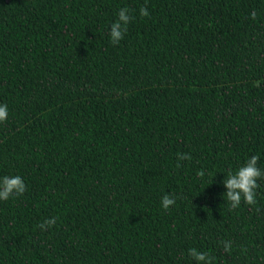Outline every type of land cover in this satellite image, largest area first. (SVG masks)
<instances>
[{
  "label": "trees",
  "instance_id": "obj_1",
  "mask_svg": "<svg viewBox=\"0 0 264 264\" xmlns=\"http://www.w3.org/2000/svg\"><path fill=\"white\" fill-rule=\"evenodd\" d=\"M2 104L0 178L27 191L0 201V264H264V179L234 211L223 186L264 171V0H0Z\"/></svg>",
  "mask_w": 264,
  "mask_h": 264
},
{
  "label": "clouds",
  "instance_id": "obj_2",
  "mask_svg": "<svg viewBox=\"0 0 264 264\" xmlns=\"http://www.w3.org/2000/svg\"><path fill=\"white\" fill-rule=\"evenodd\" d=\"M141 17H149L150 12L146 7H141L139 10ZM257 13L253 10L251 19L255 20ZM133 20V16L130 15L128 8H121L118 12V19L110 26V43L113 46L118 45L125 37L128 29V25ZM8 120V107L6 104L0 105V124L6 123ZM180 161H191L192 156L187 153L178 154ZM259 156L250 157L246 163L233 172L228 170L226 178L223 181V186L226 188V194L224 199L229 206V211H234L241 206V203H245L248 206H254L257 203V189L260 184L258 181L264 179V171L258 167ZM179 167V165H178ZM197 176L201 179L205 177L203 170L197 173ZM27 191V186L23 178L17 176H4L0 178V201H8L14 197H20ZM176 203V199L172 195H164L161 200V205L164 210H168ZM56 224V218L45 219L38 227L42 231H47L54 227ZM232 249L231 242H223V250L226 253H230ZM188 256L191 257L196 264H212V259L208 253L201 252L196 248H191L188 251Z\"/></svg>",
  "mask_w": 264,
  "mask_h": 264
}]
</instances>
